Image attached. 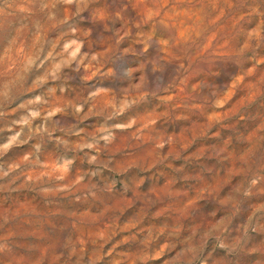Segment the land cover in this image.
Masks as SVG:
<instances>
[{
    "label": "clouds",
    "instance_id": "obj_1",
    "mask_svg": "<svg viewBox=\"0 0 264 264\" xmlns=\"http://www.w3.org/2000/svg\"><path fill=\"white\" fill-rule=\"evenodd\" d=\"M261 96L264 0H0V264H264Z\"/></svg>",
    "mask_w": 264,
    "mask_h": 264
},
{
    "label": "rangeland",
    "instance_id": "obj_2",
    "mask_svg": "<svg viewBox=\"0 0 264 264\" xmlns=\"http://www.w3.org/2000/svg\"><path fill=\"white\" fill-rule=\"evenodd\" d=\"M235 103V102H233ZM257 107L264 108V96H261L260 99L258 100ZM213 115L212 113H209L208 116L210 117ZM195 151V149H193ZM120 251H125V249L121 248Z\"/></svg>",
    "mask_w": 264,
    "mask_h": 264
}]
</instances>
